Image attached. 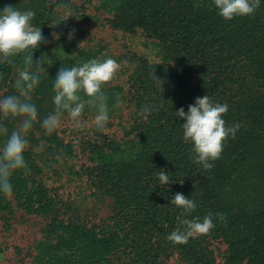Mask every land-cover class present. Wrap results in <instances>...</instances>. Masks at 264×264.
Returning <instances> with one entry per match:
<instances>
[{"label":"trees","instance_id":"1","mask_svg":"<svg viewBox=\"0 0 264 264\" xmlns=\"http://www.w3.org/2000/svg\"><path fill=\"white\" fill-rule=\"evenodd\" d=\"M6 6L33 11L44 39L0 62V99L19 95V70L39 76L25 167L10 176V196L0 191V264H264V0L231 20L211 0H0ZM108 58L120 67L101 88L104 127L86 104L46 134L60 68ZM204 95L228 106L225 127L239 125L210 170L194 162L176 116ZM22 119L0 114V149ZM176 193L195 210L181 216ZM209 213L208 234L166 239L178 219Z\"/></svg>","mask_w":264,"mask_h":264},{"label":"clouds","instance_id":"2","mask_svg":"<svg viewBox=\"0 0 264 264\" xmlns=\"http://www.w3.org/2000/svg\"><path fill=\"white\" fill-rule=\"evenodd\" d=\"M211 3L223 19L231 20L236 16L253 14L259 7L260 0H211ZM34 16L35 13L31 10L21 12L12 6H6L0 11V62L12 63L10 57L29 48L39 47L44 37L40 28H34L30 24ZM68 38H72V33H69ZM29 62H33L31 56L25 58V64ZM36 64L39 65V60ZM119 67L120 65L111 58L103 62L92 59L82 66L70 69L61 67L53 82L55 112L42 121L46 134L50 135L59 126L64 112H67L73 121H77L86 104L97 109L94 124L98 129H102L108 121V115L106 97L101 88L113 79ZM38 83L39 76L36 73H30L26 69L19 70V78L15 83L19 95L0 99V114L4 118H23L19 128L11 132L0 149V191L5 195L10 196L12 193L9 178L13 171L25 167L23 152L28 143L25 134L37 119L36 107L30 102L31 93ZM81 91L88 99L81 98L78 94ZM148 110L143 109L144 112ZM227 111L226 104H214L208 95L197 97L195 103L188 106L187 114L183 108L176 111V116L184 120L181 125L183 140L192 143L194 162L202 165L205 170L212 168L209 161L220 157L223 141L230 134L234 136L239 127L238 124L225 127L222 115ZM7 133V127L0 126V134ZM158 179L162 186L169 184V176L164 171L158 174ZM170 201L182 209L181 216L190 214L196 208L195 202L181 193H176ZM220 219L223 220L224 217L220 216ZM213 227L211 213L202 221L199 218L178 219L175 230L166 239L174 244H185L190 238L208 234Z\"/></svg>","mask_w":264,"mask_h":264},{"label":"rangeland","instance_id":"3","mask_svg":"<svg viewBox=\"0 0 264 264\" xmlns=\"http://www.w3.org/2000/svg\"><path fill=\"white\" fill-rule=\"evenodd\" d=\"M215 246L218 248L219 251L224 248V245L221 243H215Z\"/></svg>","mask_w":264,"mask_h":264}]
</instances>
